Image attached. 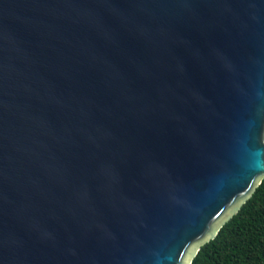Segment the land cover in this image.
Instances as JSON below:
<instances>
[{
	"label": "water",
	"instance_id": "obj_1",
	"mask_svg": "<svg viewBox=\"0 0 264 264\" xmlns=\"http://www.w3.org/2000/svg\"><path fill=\"white\" fill-rule=\"evenodd\" d=\"M264 179V0H0V264H192Z\"/></svg>",
	"mask_w": 264,
	"mask_h": 264
},
{
	"label": "trees",
	"instance_id": "obj_2",
	"mask_svg": "<svg viewBox=\"0 0 264 264\" xmlns=\"http://www.w3.org/2000/svg\"><path fill=\"white\" fill-rule=\"evenodd\" d=\"M192 264H264V179Z\"/></svg>",
	"mask_w": 264,
	"mask_h": 264
}]
</instances>
